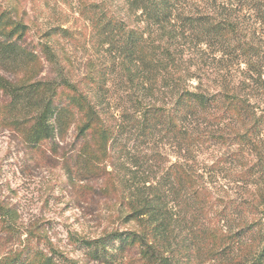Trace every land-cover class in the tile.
Wrapping results in <instances>:
<instances>
[{
    "label": "trees",
    "instance_id": "16d2710c",
    "mask_svg": "<svg viewBox=\"0 0 264 264\" xmlns=\"http://www.w3.org/2000/svg\"><path fill=\"white\" fill-rule=\"evenodd\" d=\"M22 1L0 128L111 216L77 258L0 198V264H264V0Z\"/></svg>",
    "mask_w": 264,
    "mask_h": 264
},
{
    "label": "rangeland",
    "instance_id": "374dc122",
    "mask_svg": "<svg viewBox=\"0 0 264 264\" xmlns=\"http://www.w3.org/2000/svg\"><path fill=\"white\" fill-rule=\"evenodd\" d=\"M46 2L23 0L22 7L31 16H38L39 12H46ZM65 11L72 18L70 11ZM83 25L78 23V27ZM69 182L64 166L50 161L35 163L26 155L18 137L0 128V198L18 207L26 228L41 223L63 251L78 258L81 253L68 241L71 232L96 235L111 211L96 193L81 198L82 193Z\"/></svg>",
    "mask_w": 264,
    "mask_h": 264
}]
</instances>
